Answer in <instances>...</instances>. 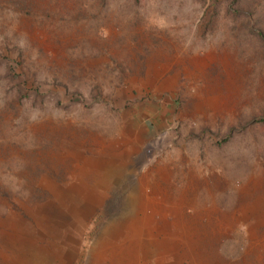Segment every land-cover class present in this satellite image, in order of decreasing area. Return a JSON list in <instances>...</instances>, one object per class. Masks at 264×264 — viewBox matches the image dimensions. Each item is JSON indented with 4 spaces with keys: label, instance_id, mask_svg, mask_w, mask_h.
Segmentation results:
<instances>
[{
    "label": "rangeland",
    "instance_id": "rangeland-1",
    "mask_svg": "<svg viewBox=\"0 0 264 264\" xmlns=\"http://www.w3.org/2000/svg\"><path fill=\"white\" fill-rule=\"evenodd\" d=\"M0 264H264V0H0Z\"/></svg>",
    "mask_w": 264,
    "mask_h": 264
},
{
    "label": "crops",
    "instance_id": "crops-1",
    "mask_svg": "<svg viewBox=\"0 0 264 264\" xmlns=\"http://www.w3.org/2000/svg\"><path fill=\"white\" fill-rule=\"evenodd\" d=\"M95 164V163H94ZM97 168H99L100 170H103L104 173H105V180H104V184L106 185L107 181L110 179V180H115L118 173L116 171H113V162L110 161V162H105L102 160H97ZM119 168L116 167L115 170H118ZM104 184H98L96 183L94 185V187H89V186H84V185H81L78 186V189L76 188L75 190H72V192H67V197H70L72 200H74L75 202V205H77L79 203V199H77L78 195H85V192L89 193V195H94V196H98L99 194H102V193H105L106 192V188L108 187V184L107 186L104 188ZM91 188V190H90ZM82 205L79 206L80 208V212H82L83 210H86V209H89L91 208V206L94 207V201H91V199L87 198L86 200H83L82 199ZM89 205V207H88ZM91 205V206H90ZM92 207V208H93ZM77 213V212H76ZM79 213V211H78Z\"/></svg>",
    "mask_w": 264,
    "mask_h": 264
},
{
    "label": "bare ground",
    "instance_id": "bare-ground-1",
    "mask_svg": "<svg viewBox=\"0 0 264 264\" xmlns=\"http://www.w3.org/2000/svg\"><path fill=\"white\" fill-rule=\"evenodd\" d=\"M154 209H155V208H154ZM175 211H176V210H175ZM151 212H152V211H151ZM151 212H150V213H151ZM232 225H233V224H232ZM226 226H227V228H228V226H229V228L231 227L230 225H226ZM183 227H184V226H183ZM185 232H186V231H185Z\"/></svg>",
    "mask_w": 264,
    "mask_h": 264
}]
</instances>
